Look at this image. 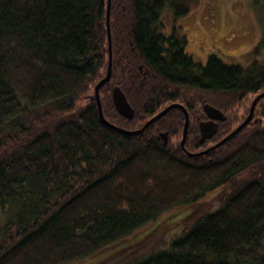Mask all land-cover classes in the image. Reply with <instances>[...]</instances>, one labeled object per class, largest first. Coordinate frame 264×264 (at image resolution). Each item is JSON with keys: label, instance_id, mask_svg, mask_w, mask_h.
Wrapping results in <instances>:
<instances>
[{"label": "trees", "instance_id": "trees-1", "mask_svg": "<svg viewBox=\"0 0 264 264\" xmlns=\"http://www.w3.org/2000/svg\"><path fill=\"white\" fill-rule=\"evenodd\" d=\"M186 2L112 0L113 70L100 95L105 118L125 130L181 103L185 147L200 152L248 116L264 66L216 54L202 64L185 39L158 31L161 15ZM107 6L0 0V264L79 263L180 211L183 230L127 264H264V97L247 126L202 155L181 148L178 107L139 134L107 126L95 98L109 66ZM254 8L263 21L259 0ZM115 86L132 119L118 113ZM205 105L225 120L202 143ZM223 186L219 203L203 208Z\"/></svg>", "mask_w": 264, "mask_h": 264}, {"label": "rangeland", "instance_id": "rangeland-1", "mask_svg": "<svg viewBox=\"0 0 264 264\" xmlns=\"http://www.w3.org/2000/svg\"><path fill=\"white\" fill-rule=\"evenodd\" d=\"M259 4L264 9V0H259ZM184 8L183 13L167 9L161 15L158 31L185 39L186 50L196 62L205 64L210 55L216 54L227 64L248 67L257 61L264 66V48L257 47L264 19L254 8V0H188ZM226 187L213 194L203 208L210 203L212 207L217 205ZM168 213L75 264H127L146 256L183 230L185 225L179 222H183L188 211Z\"/></svg>", "mask_w": 264, "mask_h": 264}, {"label": "water", "instance_id": "water-1", "mask_svg": "<svg viewBox=\"0 0 264 264\" xmlns=\"http://www.w3.org/2000/svg\"><path fill=\"white\" fill-rule=\"evenodd\" d=\"M111 6H112V0H108V6H107V28H108V42H109V66H108V71L106 76L99 81V83L95 87V98L97 99L98 102V108H99V114H100V119L104 124L111 128H116L120 131H123L126 134L130 135H135L143 132L145 129H147L152 123L156 122L159 120L164 114H166L170 109L174 107L181 108L185 114V125H184V130H183V136L180 141L181 148L186 151L189 155H202L206 154L217 147L221 146L224 144L226 141L231 139L234 135H236L238 132H240L245 126H247L254 115L255 112V107L258 103V101L264 97V91L261 92L256 96V98L253 100V103L250 108V112L246 119L237 127L235 128L230 134L225 136L222 140L217 142L216 144L208 147L206 150H203L201 152L197 153H192L189 152L186 147H185V142L187 139L188 135V129H189V123H190V115L189 112L187 111L186 107L182 105L181 103L175 102L170 105H168L166 108H164L162 111H160L158 114L150 118L141 128L136 129V130H125L121 129L111 122H109L104 115L103 112V106H102V100H101V95H100V89L103 84L108 82L112 76V70H113V42H112V32H111ZM113 102L115 104V107L119 114L122 116L132 119L134 117V109L132 108L131 104L129 103L126 94L123 92V90L119 86H115L113 89ZM205 110L210 117V120L207 122H204L201 124V142L204 143L206 139L212 138L218 130V125L215 123V120H225V115L217 108H214L210 105H205ZM167 132L162 133V136L165 140V144L168 142V137H167Z\"/></svg>", "mask_w": 264, "mask_h": 264}, {"label": "bare ground", "instance_id": "bare-ground-1", "mask_svg": "<svg viewBox=\"0 0 264 264\" xmlns=\"http://www.w3.org/2000/svg\"><path fill=\"white\" fill-rule=\"evenodd\" d=\"M109 43V42H108Z\"/></svg>", "mask_w": 264, "mask_h": 264}]
</instances>
